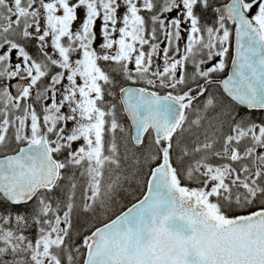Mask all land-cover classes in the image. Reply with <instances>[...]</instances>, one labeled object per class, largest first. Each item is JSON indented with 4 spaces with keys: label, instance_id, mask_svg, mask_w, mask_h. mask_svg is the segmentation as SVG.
<instances>
[{
    "label": "snow or ice",
    "instance_id": "snow-or-ice-1",
    "mask_svg": "<svg viewBox=\"0 0 264 264\" xmlns=\"http://www.w3.org/2000/svg\"><path fill=\"white\" fill-rule=\"evenodd\" d=\"M0 264H264V0H0Z\"/></svg>",
    "mask_w": 264,
    "mask_h": 264
}]
</instances>
